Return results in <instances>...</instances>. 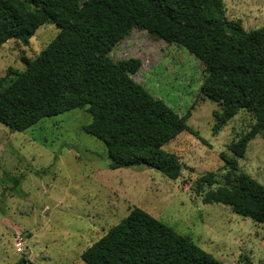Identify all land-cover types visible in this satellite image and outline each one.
<instances>
[{
	"label": "trees",
	"instance_id": "trees-1",
	"mask_svg": "<svg viewBox=\"0 0 264 264\" xmlns=\"http://www.w3.org/2000/svg\"><path fill=\"white\" fill-rule=\"evenodd\" d=\"M57 33L23 69L0 77V122L22 131L42 117L86 108L81 126L105 144L112 169L137 163L175 179L182 163L165 142L187 129L186 117L133 78L137 57L113 59L111 45L132 27L185 47L201 60L200 94L218 104L213 131L239 109L251 113V129L221 153L226 171L201 174L203 202H218L264 222V185L237 171L250 139L264 127V25L244 29L224 12L223 0H0V45L24 43L42 24ZM215 185V187H212ZM87 264H225L190 237L138 206L81 252ZM13 264H31L26 256Z\"/></svg>",
	"mask_w": 264,
	"mask_h": 264
},
{
	"label": "rangeland",
	"instance_id": "rangeland-1",
	"mask_svg": "<svg viewBox=\"0 0 264 264\" xmlns=\"http://www.w3.org/2000/svg\"><path fill=\"white\" fill-rule=\"evenodd\" d=\"M223 6L226 17L246 30L264 25V0H223ZM57 30L45 23L27 43L16 38L2 43L0 77L9 68L23 69L25 59ZM108 54L116 60L139 58L133 78L178 114L188 112L187 129L162 146L178 156L180 175L169 178L145 163L110 168L104 142L81 128L90 121L86 108L42 117L22 131L0 122V264H13L22 255L31 264H87L81 252L134 206L225 264H264V222L222 203L203 202L209 187H195L208 171L223 179L227 168L221 153L231 155L229 142L251 129L254 116L239 109L213 131L219 106L199 92L203 64L178 43L132 27ZM237 171L264 185V127L237 158Z\"/></svg>",
	"mask_w": 264,
	"mask_h": 264
}]
</instances>
